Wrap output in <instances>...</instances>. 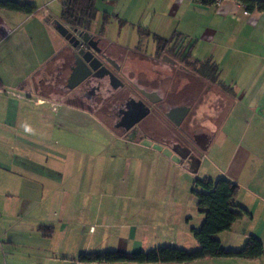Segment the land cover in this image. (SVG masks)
Listing matches in <instances>:
<instances>
[{"label":"crops","instance_id":"crops-1","mask_svg":"<svg viewBox=\"0 0 264 264\" xmlns=\"http://www.w3.org/2000/svg\"><path fill=\"white\" fill-rule=\"evenodd\" d=\"M16 1L32 4L36 10L31 15L0 10V214L24 212V204L44 209L56 208L58 204L60 211L66 213V209L76 204L70 192L73 191V182L68 176L59 175L54 165L47 161L53 160L52 150L57 149L56 143H51L52 134L65 130V127L51 120L52 108L43 110V106L57 104L65 114L76 112L95 119L98 124L101 122L62 97L63 70L60 72L59 67L66 65L68 69L73 55L67 41L57 31L58 18L51 24V13L48 16L44 13V10L49 12L50 4L56 0ZM59 1L61 8L63 0ZM159 1L171 11V15L182 14L180 18L185 24L170 39L161 38L178 46L185 52L188 63L197 68L209 65L217 69L215 78L206 77L202 72L198 76L201 88L198 109L202 103L208 104L202 100L205 95L211 97L213 108L205 115L209 126L204 127L211 134V140L194 172L203 168L205 155L210 152L214 170L205 177L234 181L239 186L236 203L249 213L219 235L221 245L225 249H239L250 235L257 237L263 245L262 256L255 260L205 258L183 264H264V12H246L238 0H217L210 7L202 6L197 0ZM90 30L95 31L92 25ZM188 38L195 39L194 44L190 40L186 43ZM153 41L156 46L155 38ZM119 48L132 51L129 44L119 45ZM137 51L141 57L149 54ZM205 53L207 56L203 57ZM133 62L136 65L146 63L140 57H135ZM223 73L226 80L222 82L220 76ZM100 127L111 132L103 124ZM121 140L133 147L141 146L140 141ZM31 150L35 151L33 155ZM37 152L43 156L40 158ZM138 194L134 198H124L134 200L128 220L129 237L141 246L150 238L143 235L144 229L155 221L156 216L147 193ZM10 197L16 200L13 206ZM27 198L34 199V202L27 201ZM10 207L13 208L10 210ZM200 216L199 223L203 220L201 213ZM65 218V215L56 220L45 218L40 222L51 227L43 237L66 232ZM92 229L90 226L89 232ZM158 233L152 231L150 235L155 237ZM168 240L171 246L177 243L198 246L192 241L188 227L179 228L176 236L169 234ZM0 246V264H28L19 257H12L13 254L8 259ZM39 254L49 259V254ZM52 259L61 264H86L74 258Z\"/></svg>","mask_w":264,"mask_h":264},{"label":"rangeland","instance_id":"rangeland-1","mask_svg":"<svg viewBox=\"0 0 264 264\" xmlns=\"http://www.w3.org/2000/svg\"><path fill=\"white\" fill-rule=\"evenodd\" d=\"M95 6L97 15L91 24L92 29L113 43L112 46H107L108 51L113 53L116 52L114 47L128 44L132 51L151 53L155 48L154 35L170 39L185 26L180 18L182 14L171 15V11L159 0H96ZM60 10L59 0L50 4L49 12L44 10L47 16L51 13V24L59 18ZM189 40L188 38L186 43ZM194 40H190L192 44ZM59 68L60 72L63 70V78L67 67L64 65ZM220 80H226L224 73ZM205 96L202 100L208 104L202 103L200 110L197 109L199 115L195 113L196 124L203 128L209 126V119L205 115L213 108L211 97ZM43 107V110L52 108L54 111L50 112L51 120L58 126L65 127V130L52 134L51 143H56L53 145L57 149L52 150L53 160L47 161L54 165L59 175L68 176L73 182V191L68 190L72 192L71 196L76 204L66 209V213L60 211L58 204L52 209L24 204V212L1 213L0 245L8 259L13 254L12 257H19L28 264H61L54 262L52 257L78 260L81 253L103 250H119L131 254L167 246L170 244L169 234L176 236L181 227H188L189 230L199 228L201 216L191 194V185L194 178L212 174L214 167L210 152L205 155L203 168L195 173L188 160L176 156L164 145L142 141V147H133L113 133L103 130L100 127L102 123L98 124L93 118L76 112L65 114L57 104ZM192 117L194 118V113L187 117L185 128L189 126V119ZM33 152L35 151L31 150V155ZM38 155L40 158L43 156ZM29 156L27 155L28 158ZM29 168L33 169L31 166ZM45 171L43 169V173ZM136 193H147L156 216L155 221H151L153 223L144 229L143 235L150 238L147 242L143 241L141 246L129 237L128 220L134 200L124 198H134ZM10 200L13 206L16 200L12 197ZM27 201L34 202V199L27 198ZM64 215L67 231L56 232L53 237L44 238L43 234H47L49 224L40 222L45 218L56 220ZM167 217L169 220H166ZM90 226L93 228L92 232H89ZM152 231L159 233L154 237L150 235ZM174 246L188 251L198 249V246L190 247L187 243H177ZM39 253L49 254V259L41 257Z\"/></svg>","mask_w":264,"mask_h":264},{"label":"flooded vegetation","instance_id":"flooded-vegetation-1","mask_svg":"<svg viewBox=\"0 0 264 264\" xmlns=\"http://www.w3.org/2000/svg\"><path fill=\"white\" fill-rule=\"evenodd\" d=\"M87 32L89 44L80 38L73 51L84 49L85 60L95 57L105 68L93 71L79 85L69 89L67 80L73 66L72 58L61 83L63 99L85 109L119 139L164 145L195 167L203 156L202 148L211 140L206 127L197 125L195 118L201 103L200 68L186 62L185 52L167 40L160 49L156 44L153 52L141 57L138 51L114 46L115 53L108 51L107 46L113 43L101 33ZM135 57L144 58L146 63L138 67L133 62ZM106 70L118 78L116 86H113ZM140 102L149 112L130 126ZM182 107H188L189 111L181 120ZM191 113H194V118L189 119V126L185 128ZM183 155L186 157L183 158Z\"/></svg>","mask_w":264,"mask_h":264},{"label":"trees","instance_id":"trees-1","mask_svg":"<svg viewBox=\"0 0 264 264\" xmlns=\"http://www.w3.org/2000/svg\"><path fill=\"white\" fill-rule=\"evenodd\" d=\"M202 6L210 7L217 0H197ZM246 12L254 10L264 12V0H238ZM96 0H63L59 22L73 29L89 31L97 15ZM0 10L31 15L36 6L16 0H0ZM156 44L160 49L166 40L156 36ZM211 68V69H209ZM204 76L215 78L217 69L209 65L200 66ZM197 166V165H196ZM195 168V167H193ZM239 186L228 178L216 180L208 177L194 178L191 194L196 200L198 211L203 215L199 228H191L193 239L198 249L188 251L175 246H160L147 251L128 254L123 251H100L81 253L80 263H135V264H183L205 258H243L255 260L262 256L261 241L250 235L241 248L230 250L221 245L219 235L232 228L233 224L247 216L246 209L236 203ZM48 229L51 227H47Z\"/></svg>","mask_w":264,"mask_h":264},{"label":"water","instance_id":"water-1","mask_svg":"<svg viewBox=\"0 0 264 264\" xmlns=\"http://www.w3.org/2000/svg\"><path fill=\"white\" fill-rule=\"evenodd\" d=\"M57 31L67 41L68 47L71 49L73 59H74L73 66L71 67V72H70L68 80H67V86L69 89L75 88L87 76L92 74L93 71L98 72L101 68H105V67L101 66V62L97 58L92 57V54L90 52H88V53H89L90 57H92V59L91 60L90 59L85 60L84 56H83L84 49L80 48L78 51H73V49L78 46V44L80 42V38L89 44V42H88V40H89L88 34L89 33L87 31H81V30L73 29V28H70V27L60 23V22H58ZM93 47H94V49H96L95 44H93ZM106 71L109 72L108 70H106ZM94 74H97V73H93V75ZM109 75H110V78L112 80L111 82H112L113 86H116V82L119 81L118 78L110 72H109ZM127 109L130 111L129 104H127ZM180 111H182L181 116H180V119L182 120L185 117V115L188 113L189 108L188 107H182V109ZM148 112H149V109L144 104H142L140 102V107H139L138 111L136 113H133L134 117L132 119V123L130 124V126L135 124L136 122H138L144 116H146V114ZM131 115H132V113H131ZM208 143L209 142H207L204 145V147L202 148L203 152L207 149L206 145ZM182 157L185 158L186 155H183Z\"/></svg>","mask_w":264,"mask_h":264}]
</instances>
